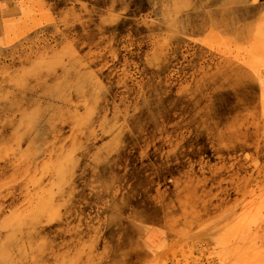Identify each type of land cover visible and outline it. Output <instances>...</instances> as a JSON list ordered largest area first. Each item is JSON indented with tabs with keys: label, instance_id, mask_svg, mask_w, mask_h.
I'll return each mask as SVG.
<instances>
[{
	"label": "rangeland",
	"instance_id": "rangeland-1",
	"mask_svg": "<svg viewBox=\"0 0 264 264\" xmlns=\"http://www.w3.org/2000/svg\"><path fill=\"white\" fill-rule=\"evenodd\" d=\"M231 6L11 0L0 264L34 230L18 264H264V27Z\"/></svg>",
	"mask_w": 264,
	"mask_h": 264
},
{
	"label": "bare ground",
	"instance_id": "bare-ground-1",
	"mask_svg": "<svg viewBox=\"0 0 264 264\" xmlns=\"http://www.w3.org/2000/svg\"><path fill=\"white\" fill-rule=\"evenodd\" d=\"M198 1H200V0H198ZM227 1V0H226ZM229 1V3H231V12H232V15L234 16V18H236L235 19V21L238 19V17L240 16V14H241V12L242 13H244L246 10H249V11H251V15H249V16H255V18L257 17V18H260L261 19V21L263 22L262 24H263V27H264V7L263 8H261V9H259V8H251V7H245V6H242V4H240V5H236V3L237 2H242L244 5H246L245 3L248 1V0H228ZM215 2H217V0H201V4H204V5H210V4H213V3H215ZM249 3V2H248ZM262 6V5H261ZM206 20H208L209 21V19H206ZM234 21V22H235ZM251 23H248V24H246L245 26H253V24H251ZM244 26V27H245ZM243 31L242 32H244L245 31V28L244 29H242ZM219 33V32H218ZM61 83V82H60ZM62 84V83H61ZM221 84H223V83H221ZM216 85H218V83L216 84ZM56 87V86H55ZM61 87V86H60ZM47 88V87H46ZM47 90V89H46ZM56 91V90H55ZM54 91V92H55ZM53 92V93H54ZM57 93V92H56ZM55 93V94H56ZM52 94V93H51ZM58 94V93H57ZM60 94V93H59ZM213 104H214V107H215V109L217 110V112H221V110L222 109H220V108H223V107H226L227 108V103H225V102H223L222 100H221V96L220 95H218V96H216V97H214V99H213ZM220 102V104H219V106L217 107V103H219ZM239 104V103H238ZM235 107H237V106H235ZM27 133V132H26ZM32 135V134H31ZM60 202V201H59ZM52 208V207H51ZM48 212H51V209L49 208L48 209ZM52 214V213H51ZM47 217V216H46ZM52 217V216H51ZM50 217V218H51ZM48 218V217H47ZM25 222V221H24ZM40 222V221H39ZM12 223V222H11ZM31 227L32 228H36V222L34 221V220H32L31 221ZM57 224V223H56ZM7 226V225H6ZM12 227V226H11ZM13 228V227H12ZM16 228V227H15ZM11 230V229H10ZM34 232H35V230L34 231H29V232H27V233H25L24 235V238L22 239V240H18L19 238H12L11 239V241L9 242V245H10V252L11 253H16V254H11L10 252H8L7 253V257H6V259L3 261L4 263H6V264H18L17 262L19 261V254L21 253V251H22V248L27 244V245H30L31 243L32 244H35V237L36 236H34ZM37 233V232H36ZM114 233H116L117 234V232H116V229L114 228ZM38 234V233H37ZM40 241V240H39ZM41 242V241H40ZM8 243V242H7ZM0 245H1V243H0ZM13 249V251H11ZM37 250V248H35V247H33L32 246V248H31V252L33 253V252H35ZM3 253V252H2ZM28 253H29V250H28ZM36 253V252H35ZM22 254V253H21ZM20 254V255H21ZM30 254V253H29ZM5 255V254H4ZM28 256V255H27ZM30 257V256H29ZM27 258V257H26ZM2 262V261H1ZM26 262V261H25Z\"/></svg>",
	"mask_w": 264,
	"mask_h": 264
},
{
	"label": "crops",
	"instance_id": "crops-1",
	"mask_svg": "<svg viewBox=\"0 0 264 264\" xmlns=\"http://www.w3.org/2000/svg\"><path fill=\"white\" fill-rule=\"evenodd\" d=\"M10 2H11V0H0V36L4 34V31L6 29L3 22L5 21V19L9 18L12 15V10L9 9ZM240 4H242V6H245V7L261 9L264 7V0H248L245 3L246 5H244L242 2L236 3V5H240ZM247 21L251 24H253V23L257 24V23H260L261 20H260V18H257V17L255 18V16H249L247 14H242L241 16L238 17L236 22H243L244 23L243 25L245 26V23ZM235 28L237 31H240L237 29L236 26H235ZM242 29H244V27ZM251 29H252V27L249 26V28H247V26H245V32L250 31Z\"/></svg>",
	"mask_w": 264,
	"mask_h": 264
}]
</instances>
